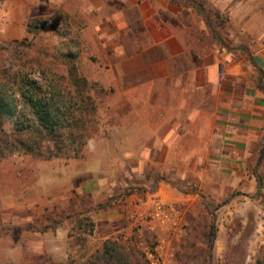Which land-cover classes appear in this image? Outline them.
<instances>
[{"label":"crops","instance_id":"1","mask_svg":"<svg viewBox=\"0 0 264 264\" xmlns=\"http://www.w3.org/2000/svg\"><path fill=\"white\" fill-rule=\"evenodd\" d=\"M58 13L81 21L96 80L113 91L114 164L177 174L127 213L146 221L152 198L205 199L263 220L264 0H0L7 27Z\"/></svg>","mask_w":264,"mask_h":264},{"label":"rangeland","instance_id":"2","mask_svg":"<svg viewBox=\"0 0 264 264\" xmlns=\"http://www.w3.org/2000/svg\"><path fill=\"white\" fill-rule=\"evenodd\" d=\"M13 24H0V90L16 92L21 111V78L58 94L49 103L80 118L71 133L83 144L65 149L43 133L19 135L15 119L3 117L9 138L18 134L37 148L30 153L0 143V264H112L101 257L107 241L142 255V264L264 263V217L257 219L256 209L243 206V218H226L221 204L202 199L173 204L171 222L133 219L130 201L150 198L161 178L177 187V174L114 164L121 158L114 94L96 80L80 20L58 13L31 19L25 30Z\"/></svg>","mask_w":264,"mask_h":264},{"label":"trees","instance_id":"3","mask_svg":"<svg viewBox=\"0 0 264 264\" xmlns=\"http://www.w3.org/2000/svg\"><path fill=\"white\" fill-rule=\"evenodd\" d=\"M51 93V92H50ZM72 92H68L70 94ZM18 94L20 99L23 100L26 109L20 110L16 101H19L17 93H4L0 90V143L6 142L10 147L14 149H24L30 153H35L37 143L33 141H24V138H20L19 135L24 132L46 134L50 143H53L58 148L64 147L67 149L70 143L72 145L77 144L80 140H77L73 136L71 131L74 124L79 123V119L76 118V114L71 115V111L67 110L68 114L61 110L60 107H56V103H49L53 98L59 97L58 94L51 93L44 90L39 86V83L29 80L26 82L25 78H21V84L18 87ZM73 98H79V93L74 92ZM10 96V97H9ZM49 97V98H48ZM64 98V95L62 96ZM13 101V103L11 102ZM53 101V100H52ZM28 112V119L24 125L22 122L23 114ZM9 115L15 119L16 132L19 134L15 138H9L4 130V116ZM67 117V119H66ZM80 124V123H79ZM83 124V123H82ZM66 130L69 131L66 136ZM12 139V140H11ZM11 140V142H10ZM83 143L80 142L76 147L81 148ZM51 148V147H50ZM78 154V153H76ZM264 157V147L261 153V159ZM260 184H263L260 182ZM212 236H215L212 232ZM101 257L109 258L112 264H142V255L137 254L135 251L131 252L125 248H120L111 241H107L104 245V252ZM264 264V263H262Z\"/></svg>","mask_w":264,"mask_h":264},{"label":"built area","instance_id":"4","mask_svg":"<svg viewBox=\"0 0 264 264\" xmlns=\"http://www.w3.org/2000/svg\"><path fill=\"white\" fill-rule=\"evenodd\" d=\"M174 209L160 198H152L151 203L149 204L148 212L145 211L147 218L151 220H160L171 222L174 220ZM173 224H175L173 222Z\"/></svg>","mask_w":264,"mask_h":264}]
</instances>
